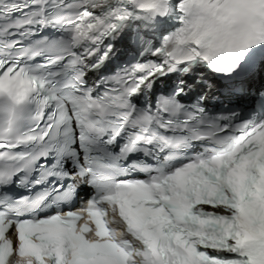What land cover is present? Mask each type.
I'll list each match as a JSON object with an SVG mask.
<instances>
[{
  "label": "snow or ice",
  "instance_id": "snow-or-ice-1",
  "mask_svg": "<svg viewBox=\"0 0 264 264\" xmlns=\"http://www.w3.org/2000/svg\"><path fill=\"white\" fill-rule=\"evenodd\" d=\"M0 264H264V0H0Z\"/></svg>",
  "mask_w": 264,
  "mask_h": 264
},
{
  "label": "bare ground",
  "instance_id": "bare-ground-1",
  "mask_svg": "<svg viewBox=\"0 0 264 264\" xmlns=\"http://www.w3.org/2000/svg\"><path fill=\"white\" fill-rule=\"evenodd\" d=\"M82 190H83V188H82Z\"/></svg>",
  "mask_w": 264,
  "mask_h": 264
}]
</instances>
